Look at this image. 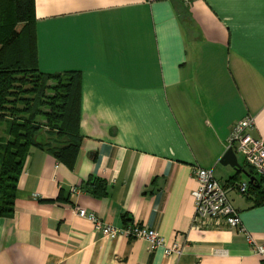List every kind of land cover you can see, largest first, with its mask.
Masks as SVG:
<instances>
[{
    "label": "crops",
    "instance_id": "crops-1",
    "mask_svg": "<svg viewBox=\"0 0 264 264\" xmlns=\"http://www.w3.org/2000/svg\"><path fill=\"white\" fill-rule=\"evenodd\" d=\"M34 6L38 69L80 72L81 140L71 165L29 151L13 211L0 216V264H263L243 232L192 225L191 169L212 171L264 245V189L238 191L251 178L242 155V168L220 163L242 118L264 140V0ZM79 208L112 226L147 225L181 252L103 236Z\"/></svg>",
    "mask_w": 264,
    "mask_h": 264
},
{
    "label": "trees",
    "instance_id": "trees-1",
    "mask_svg": "<svg viewBox=\"0 0 264 264\" xmlns=\"http://www.w3.org/2000/svg\"><path fill=\"white\" fill-rule=\"evenodd\" d=\"M34 7V0H0V216L13 211L32 147L71 165L81 140L80 72L38 69ZM249 173L247 188H263L264 177Z\"/></svg>",
    "mask_w": 264,
    "mask_h": 264
},
{
    "label": "built area",
    "instance_id": "built-area-1",
    "mask_svg": "<svg viewBox=\"0 0 264 264\" xmlns=\"http://www.w3.org/2000/svg\"><path fill=\"white\" fill-rule=\"evenodd\" d=\"M181 1L188 5L193 0ZM253 129V119L251 117L242 118L231 127L227 145L228 148L232 147L235 153L243 156L246 164L255 173L253 177L258 178L264 177V140L253 137L251 135ZM191 175L197 182L196 188L192 191L194 197L192 225L197 228L228 227L243 232L253 253L260 255L264 264V245L257 244L251 235L245 232L238 212L227 196V188L216 180L209 169L193 166ZM237 188L240 193H245L247 182L239 183ZM72 191H76V189L73 188ZM77 215L92 222L94 229L103 236L115 238L125 235L129 238H141L147 242L149 251L162 247L165 255L181 252L178 249V244L173 242L167 245L165 238L147 225L129 222L121 227L112 226L103 222L93 212L82 208L77 209Z\"/></svg>",
    "mask_w": 264,
    "mask_h": 264
},
{
    "label": "water",
    "instance_id": "water-1",
    "mask_svg": "<svg viewBox=\"0 0 264 264\" xmlns=\"http://www.w3.org/2000/svg\"><path fill=\"white\" fill-rule=\"evenodd\" d=\"M220 163L223 165L228 164L235 169L242 168L241 165L238 163L236 153L234 152L232 147H229L226 150V152L224 153V155L222 156V158L220 160ZM252 180H253V178H250V181H252ZM263 189H264V186H263Z\"/></svg>",
    "mask_w": 264,
    "mask_h": 264
},
{
    "label": "rangeland",
    "instance_id": "rangeland-1",
    "mask_svg": "<svg viewBox=\"0 0 264 264\" xmlns=\"http://www.w3.org/2000/svg\"><path fill=\"white\" fill-rule=\"evenodd\" d=\"M184 4V3H183ZM189 5V4H188Z\"/></svg>",
    "mask_w": 264,
    "mask_h": 264
}]
</instances>
